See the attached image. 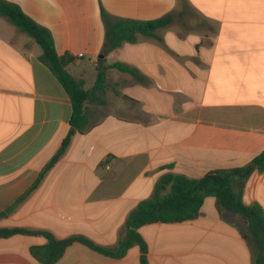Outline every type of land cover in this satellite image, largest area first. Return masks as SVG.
Instances as JSON below:
<instances>
[{"label": "crops", "instance_id": "crops-1", "mask_svg": "<svg viewBox=\"0 0 264 264\" xmlns=\"http://www.w3.org/2000/svg\"><path fill=\"white\" fill-rule=\"evenodd\" d=\"M53 34L67 71L90 90V126L42 171L71 129V98L40 60V45L0 16V228L83 235L114 247L129 214L167 174L201 178L249 164L264 151V0H7ZM101 5L113 17L149 21L172 14L157 37L108 50ZM135 69L134 76L113 67ZM29 192V193H28ZM23 201L17 203L20 198ZM244 202L264 208V172ZM207 197L195 220L139 229L149 264H257L256 248ZM42 236L0 239V264H42ZM138 246L115 259L74 243L56 264H140Z\"/></svg>", "mask_w": 264, "mask_h": 264}, {"label": "trees", "instance_id": "trees-1", "mask_svg": "<svg viewBox=\"0 0 264 264\" xmlns=\"http://www.w3.org/2000/svg\"><path fill=\"white\" fill-rule=\"evenodd\" d=\"M101 13L106 26L108 50L119 47L123 42L135 43L140 35L157 37V30L171 24L173 19L172 14L149 21L121 19L108 14L102 5ZM0 16L40 45L43 50L40 60L49 66L64 86L73 105L71 129L56 154L42 171L39 180L30 189L29 192H31L65 154L73 135L76 132L84 133L88 130L90 119L87 104L92 101L103 103L99 99V95L106 87V68L98 71L94 86L90 90H85L84 83L76 80L67 71L68 65L74 63L77 56L70 53L59 55L50 29L38 24L24 12L20 5L7 0H0ZM113 67L131 74L136 79H141V76L133 68L123 64H115ZM257 172H264V151L245 166L212 170L197 179L175 174L164 175L158 181L152 197L142 200L129 214L125 222V235L114 247L100 246L83 235L58 239L49 231L24 228H0V239L18 234L46 238L45 245L34 246L31 249L33 256L42 264L58 263L66 250L74 243H80L115 259L124 257L131 248L138 246L141 251L140 264H149L148 245L139 229L144 225L158 222L179 223L195 220L200 215L206 198L215 197L224 216L226 213H230L242 220V225L237 224L240 232L256 248L255 262L264 264V208L258 202L252 204L244 202L246 183ZM25 197L20 198L17 203L23 201ZM11 209H8L7 212ZM7 212L0 213V218Z\"/></svg>", "mask_w": 264, "mask_h": 264}, {"label": "rangeland", "instance_id": "rangeland-1", "mask_svg": "<svg viewBox=\"0 0 264 264\" xmlns=\"http://www.w3.org/2000/svg\"><path fill=\"white\" fill-rule=\"evenodd\" d=\"M231 219L238 225H242V220L238 216L231 217Z\"/></svg>", "mask_w": 264, "mask_h": 264}]
</instances>
